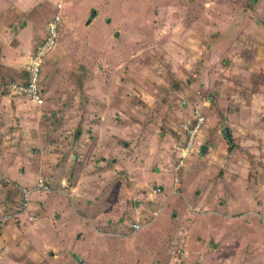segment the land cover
<instances>
[{"label": "rangeland", "instance_id": "rangeland-1", "mask_svg": "<svg viewBox=\"0 0 264 264\" xmlns=\"http://www.w3.org/2000/svg\"><path fill=\"white\" fill-rule=\"evenodd\" d=\"M56 14L43 104L9 96ZM3 94L0 214L49 191L0 264H264V0H0Z\"/></svg>", "mask_w": 264, "mask_h": 264}, {"label": "built area", "instance_id": "built-area-1", "mask_svg": "<svg viewBox=\"0 0 264 264\" xmlns=\"http://www.w3.org/2000/svg\"><path fill=\"white\" fill-rule=\"evenodd\" d=\"M60 5L57 6L59 8ZM61 23V18L59 14H56L54 18L47 23V31L44 36L43 41L36 46L29 57V61L26 64V73L27 80L24 81H16L9 85V92L17 95L28 98L31 102L36 104L37 106H41L43 104V97L41 95V72H42V64L46 57V55L55 47L56 38H57V29ZM193 119L194 123L190 128L189 126H185L184 131V142L182 147H178L177 152L179 154L178 164L173 167V171L178 172L180 168L183 166V160L191 151V144L193 143L194 136L199 132L200 127L204 123V118L201 116V112L198 108L193 110ZM0 180L2 178L0 177ZM177 182V179H174ZM7 181V180H5ZM17 187V185H15ZM49 186L42 180L38 178L35 182L34 188L28 187H18L19 201L17 206L13 211L10 212H2L0 214V231L3 226L9 222L13 221L16 223L24 222H33L35 221V215L31 212V197L34 192H48ZM161 190L159 187H156L153 190V194L156 195L160 193ZM178 194V193H177ZM140 228V224L134 223L131 224V229L133 232L137 231Z\"/></svg>", "mask_w": 264, "mask_h": 264}, {"label": "water", "instance_id": "water-1", "mask_svg": "<svg viewBox=\"0 0 264 264\" xmlns=\"http://www.w3.org/2000/svg\"><path fill=\"white\" fill-rule=\"evenodd\" d=\"M96 16V12L94 10L91 11L90 13V18L87 20L86 22V25L90 24L91 23V20L92 18H94ZM118 34H116L117 36ZM222 135L224 136V138L227 140V141H231V135H230V132H229V129L227 127H224L222 129ZM206 150V147L205 146H202L201 147V153H203L204 151Z\"/></svg>", "mask_w": 264, "mask_h": 264}, {"label": "crops", "instance_id": "crops-1", "mask_svg": "<svg viewBox=\"0 0 264 264\" xmlns=\"http://www.w3.org/2000/svg\"><path fill=\"white\" fill-rule=\"evenodd\" d=\"M44 34H45V32H44ZM44 39V37L43 38H41L40 40H39V42L40 41H42ZM38 42V43H39ZM33 51V50H32ZM31 55V54H30ZM25 66H26V64H25ZM22 71H24V69L23 70H21V72H20V74L22 73ZM20 74L19 75H17V77H15L14 79H19V77H20ZM12 79V78H11ZM11 79L6 83V85L5 86H7V84L8 83H10L11 82ZM13 79V80H14ZM5 91L7 92V94L9 95V96H11V97H14V95L13 94H11L10 92H8V90L7 89H5ZM9 96H7L6 94H3V96L2 95H0V100L1 99H3V98H9ZM16 97H21V96H17L16 95ZM5 101H7V100H9V99H4ZM13 112H15V111H13ZM207 149V148H206ZM104 157V156H103ZM111 160V159H110ZM113 160H111V162H112ZM38 179V178H37ZM36 179V180H37ZM36 182V181H35ZM21 186H24V185H21ZM19 195V194H18ZM17 203H18V201H17ZM0 211H1V209H0ZM35 215V214H34ZM2 242H3V237H2V235H0V244H2Z\"/></svg>", "mask_w": 264, "mask_h": 264}, {"label": "trees", "instance_id": "trees-1", "mask_svg": "<svg viewBox=\"0 0 264 264\" xmlns=\"http://www.w3.org/2000/svg\"><path fill=\"white\" fill-rule=\"evenodd\" d=\"M43 41V40H42ZM42 41H40L37 45H39ZM36 45V46H37ZM36 46H35V48H36ZM34 48V49H35ZM15 78V77H14ZM13 77H12V79H11V82L10 83H8L7 84V86H5V89H7V90H9V85L11 84V83H13V82H16V81H26L27 80V73H26V70L24 69V71H22V73L20 74V77H19V79H14ZM14 79V80H13ZM9 92V91H8ZM228 142V144H230L229 143V141H227ZM230 146H231V144H230Z\"/></svg>", "mask_w": 264, "mask_h": 264}]
</instances>
